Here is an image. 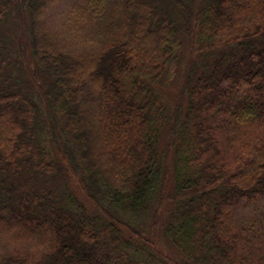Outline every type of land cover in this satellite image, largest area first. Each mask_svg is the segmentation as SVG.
<instances>
[{"label":"trees","instance_id":"obj_1","mask_svg":"<svg viewBox=\"0 0 264 264\" xmlns=\"http://www.w3.org/2000/svg\"><path fill=\"white\" fill-rule=\"evenodd\" d=\"M0 264H264V0H0Z\"/></svg>","mask_w":264,"mask_h":264},{"label":"rangeland","instance_id":"obj_2","mask_svg":"<svg viewBox=\"0 0 264 264\" xmlns=\"http://www.w3.org/2000/svg\"><path fill=\"white\" fill-rule=\"evenodd\" d=\"M12 2H18L19 0H11ZM19 5V4H18ZM73 6V5H72ZM22 9L18 6L16 12L13 14L16 18L14 22H11L9 24V36L11 38L10 43L14 44L13 52L15 49L18 51L17 59L20 61V64H22V80L25 84L28 85L27 89L30 87L32 90L37 92L38 85H42L40 78L34 79L33 78V71L34 65L31 61V56L29 53V48L27 46V32L26 29L21 28V24L18 20L20 16L22 15ZM58 12V11H56ZM178 42L180 41L181 50L178 57V61H175L170 65V67L167 69L165 74L159 78V84L158 89L161 93L162 97L166 100V103L171 111H179V108L181 104L183 103V100H185L186 91L183 88V83L186 82V76L188 75V70H190L189 67V39L185 36V32L180 31L177 35ZM44 86V85H42ZM39 91V90H38ZM170 187V185H169ZM80 195L81 192L78 191ZM161 211H164L165 209L163 207L160 208ZM148 228H152V220H149ZM148 233V232H146ZM158 248L161 250V252L167 257V259L172 260L175 257V254L172 250L171 244L166 240V238H158L156 240Z\"/></svg>","mask_w":264,"mask_h":264}]
</instances>
